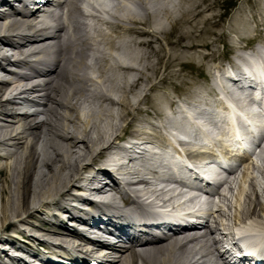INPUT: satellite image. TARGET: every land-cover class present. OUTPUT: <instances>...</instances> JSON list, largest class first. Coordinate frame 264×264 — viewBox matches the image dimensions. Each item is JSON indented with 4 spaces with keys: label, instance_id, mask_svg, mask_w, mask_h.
I'll return each instance as SVG.
<instances>
[{
    "label": "bare ground",
    "instance_id": "obj_1",
    "mask_svg": "<svg viewBox=\"0 0 264 264\" xmlns=\"http://www.w3.org/2000/svg\"><path fill=\"white\" fill-rule=\"evenodd\" d=\"M43 1L0 0V72H19L0 80V264H224V255L214 251L234 228L264 230L263 186L248 172L227 182L238 194H223L225 206L210 214L201 232L142 246L121 239H138L126 227L135 209L152 218L156 202L177 209L179 193L150 186L158 175L149 163L154 146L162 151L158 163L179 168L165 155L168 134L189 135L191 127L175 117L177 105L194 106L184 88L189 80L178 85L173 79L181 70L174 68L187 64L182 59L195 57L171 49L217 44L225 40L226 25L237 56L243 57L242 45L254 31L264 46V0H246L253 10L239 6L229 24L221 22V0H111L102 8L106 18L90 2L94 13L87 15L85 0H63L54 4L61 14L50 15L49 23L40 12ZM49 53L53 62L44 60ZM35 64L46 69L33 71ZM215 69L200 104L213 103ZM40 77L46 79L36 82ZM32 103L40 122L21 109ZM197 152L189 148L187 155L195 160ZM257 169L264 178V168ZM99 228L119 239L107 245L96 236Z\"/></svg>",
    "mask_w": 264,
    "mask_h": 264
},
{
    "label": "rangeland",
    "instance_id": "obj_2",
    "mask_svg": "<svg viewBox=\"0 0 264 264\" xmlns=\"http://www.w3.org/2000/svg\"><path fill=\"white\" fill-rule=\"evenodd\" d=\"M221 2H222V3H220V6H221L220 13L222 15L221 22H225L227 24H229L232 16L237 14V9L239 8V6H241V5L245 6L246 5L245 7H247V10H246L247 13H249L248 9L253 10V6L248 5L246 3V0H221ZM216 20L219 21L220 18L218 17V18H216ZM230 31H231V29L228 27V25H226L224 27L225 40H223L217 44L202 46L201 48H198V49L194 47V48H191V50H185L184 48H176L173 50L171 49V51L176 52L180 56L186 55V57L187 56L195 57L192 59L191 58L188 59V57L182 59L183 61H186L187 64L184 68H181L179 66L174 68V70H179V69H181V70L177 73V75L175 74L176 77H175V79H173V81H175L176 84L181 85V81L184 78H186V80L188 78L189 84L187 85V87H184V88H186L185 90H187V91L189 90V92H192L190 100L195 102L194 106L191 104L192 107L190 106L188 109H190L196 115L198 114V111L202 105V104H200L199 94L202 95L203 94L202 90L205 89V85L208 83H211V73L209 74V71L212 72L211 70L213 69V67H216V65H218L219 63L223 64L225 62H230V60L233 59V56L236 55L235 49L234 48L231 49V45H230L231 40H228V38L229 37L231 38L232 35L234 34V32H230ZM216 33H220V31L218 29H216ZM197 35H198V33L195 35L193 40L196 39ZM258 39H261V34L257 33V31H254V33L252 34V37H250V39H247L245 41L246 42L245 44H249L252 46V42H254V40H255V44L257 42H260V40H258ZM239 40L236 39L235 40L236 43H239ZM155 49H158V46H155ZM3 51H4V49H3ZM203 55H213V56H211L209 59H206V60H202L201 58H197V56L200 57ZM151 61H153V60H151ZM206 68H208V69L206 70ZM163 69H164V67H163ZM206 71H207V73H206ZM6 72L7 73H1L0 74V78H3L0 80L3 82H5L4 79H8V78L14 76V72L10 71L9 69H7ZM161 72L162 73L160 74V78H163L162 74H163L164 70H162ZM8 73H10L11 75H9ZM166 81L170 82V78L168 77V80H166ZM189 86H191V87H189ZM196 86H197V88H196ZM199 91L200 92L202 91V92L200 93ZM166 92H168V91H166ZM214 92L216 93L215 89H214ZM168 93L170 95L172 94V93H170V91ZM30 96H32V95H30ZM215 96H213V97H215ZM172 98L176 100V98H174V97H172ZM214 99L215 98L211 99V100H213V104L215 103ZM211 100H209V101H211ZM30 106H36V105L34 103H32ZM177 107L180 108L179 105H177ZM207 107H210V106H207ZM24 109L29 110L30 108L26 107ZM182 109L183 108L181 107L180 110H182ZM179 112L175 115L176 118H179ZM171 115L174 117L173 114H171ZM32 116H34L33 119H35L36 121L39 120V122H40L42 120L41 115H38L39 116L38 117L37 114H32ZM201 117H202V120L206 123H209V120H210V122L212 121L211 116H209V115H208L209 119L206 117H203V116H201ZM211 129L213 132L216 131L214 128H212V122H211ZM40 168L42 171L43 167L40 166ZM254 177L259 179V181L261 182V184L263 186V188H261V191L258 192V195H259L258 200L261 201V204H264V178H263V175H262V173L257 171L256 173H254ZM130 183H132V182H130ZM237 184L235 183L233 185L234 188L237 187ZM139 187L141 188V190L144 189L141 186H139ZM246 187L248 188V184L246 185ZM234 192H235V194L236 193L238 194V190H235Z\"/></svg>",
    "mask_w": 264,
    "mask_h": 264
}]
</instances>
